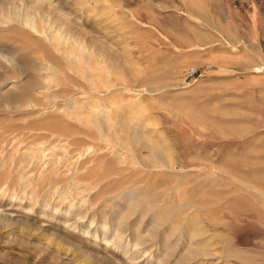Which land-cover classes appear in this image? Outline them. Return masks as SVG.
<instances>
[{
    "label": "rangeland",
    "instance_id": "rangeland-1",
    "mask_svg": "<svg viewBox=\"0 0 264 264\" xmlns=\"http://www.w3.org/2000/svg\"><path fill=\"white\" fill-rule=\"evenodd\" d=\"M29 1L0 0V264H127L103 226L154 264H264V0H42L39 32Z\"/></svg>",
    "mask_w": 264,
    "mask_h": 264
},
{
    "label": "bare ground",
    "instance_id": "bare-ground-1",
    "mask_svg": "<svg viewBox=\"0 0 264 264\" xmlns=\"http://www.w3.org/2000/svg\"><path fill=\"white\" fill-rule=\"evenodd\" d=\"M12 1V0H11ZM53 1V0H52ZM80 1V0H79ZM15 2V1H14ZM81 2V1H80ZM28 3V5H26V4H23V5H21V6H16V4H14L13 3V5L11 6V8H10V13H11V15L9 16L10 18L9 19H13V20H15V21H21V23L22 22H24L26 25L28 24V25H30V27H31V29H33V30H35V31H37V32H39V31H41V30H39V28H38V26H37V23L34 21V20H32L33 19V17H31L32 15H31V13H30V7L29 6H34V7H36L37 9H42V5H43V1L42 0H30L29 2H27ZM70 3V2H69ZM53 5V4H52ZM51 5V6H52ZM63 5V4H62ZM50 7V6H49ZM32 9V8H31ZM43 10V9H42ZM52 9L51 8H48L47 7V9H46V11H47V13L49 12H52L51 11ZM71 10V9H70ZM32 12V11H31ZM42 12V11H41ZM44 12V11H43ZM8 13V12H7ZM6 14V13H5ZM47 15V14H46ZM55 15H56V17L59 19V20H62L63 22H64V24H68V21L69 20H67L65 17H63V15H59V14H56L55 13ZM36 18V17H35ZM14 21V22H15ZM71 21V20H70ZM40 24V23H39ZM42 24V23H41ZM45 25H46V23H45ZM44 25V26H45ZM5 26V25H4ZM46 27V26H45ZM58 27V26H57ZM79 27V26H78ZM24 28V27H23ZM41 28V27H40ZM66 28H67V26H66ZM70 28V27H69ZM63 29L64 28H60L59 30H60V32H62L63 31ZM47 30V29H46ZM71 30V29H70ZM45 31V30H44ZM57 32H58V30H57ZM77 33V32H76ZM45 34V33H44ZM50 34V33H49ZM70 34V33H69ZM73 35V34H72ZM93 40V39H92ZM48 41V40H47ZM54 41V40H53ZM59 42V41H58ZM57 42V43H58ZM96 43V42H95ZM100 44V43H99ZM53 45V44H52ZM70 45V44H69ZM54 46V45H53ZM56 46V45H55ZM71 47V46H70ZM43 52V51H42ZM68 53V52H67ZM71 54H72V52H70ZM78 54V53H77ZM8 56V55H7ZM54 56V55H53ZM6 57V56H5ZM62 57V56H61ZM9 58H11V56L9 57ZM9 58H8V60H9ZM12 59V58H11ZM10 59V60H11ZM13 59H14V56H13ZM12 59V60H13ZM65 59H66V56H65ZM83 59V58H82ZM2 60V59H1ZM0 60V61H1ZM4 60V59H3ZM11 60V61H12ZM72 60V59H71ZM15 61V60H14ZM65 61V60H64ZM70 61V60H69ZM9 62V61H8ZM73 62V61H72ZM2 63V62H1ZM78 64V63H77ZM84 65V64H83ZM78 66V65H77ZM88 66H89V64H88ZM189 69V68H188ZM187 69V70H188ZM186 70V72H185V78H186V76H187V71ZM21 72V71H20ZM48 74V73H47ZM49 75V74H48ZM11 77V76H10ZM7 78V77H6ZM89 79V78H88ZM92 79H93V77H92ZM96 81V80H95ZM12 82H14V81H12ZM93 82V81H92ZM11 83V82H10ZM38 83V82H37ZM36 83V84H37ZM49 84V83H48ZM40 85H42V84H40ZM92 85V84H91ZM7 86V85H6ZM15 86V85H14ZM16 86H17V84H16ZM42 86H44V85H42ZM75 86V85H74ZM9 87V86H8ZM12 87V86H11ZM45 87V86H44ZM41 88H43V87H41ZM76 88V87H75ZM3 89V88H2ZM10 89V88H9ZM8 89V90H9ZM45 91V90H44ZM79 93V92H78ZM80 94V93H79ZM100 94V93H99ZM11 95V94H10ZM45 95V94H44ZM77 95V94H76ZM26 96V95H25ZM34 97V96H33ZM46 97V96H45ZM104 97V96H103ZM69 99V98H68ZM67 99V100H68ZM16 100V99H15ZM20 100V99H19ZM75 101V100H74ZM77 102H79V101H77ZM74 103V102H73ZM69 104V103H68ZM76 105V104H75ZM88 105V104H87ZM93 105V104H92ZM13 107V106H12ZM15 108V107H14ZM100 111V110H99ZM25 112V111H24ZM67 113V112H66ZM113 115V114H112ZM108 116V115H107ZM90 117V116H89ZM97 118H99L98 116H97ZM96 117H94V119L92 120V122H93V125L95 124V126H96V123L97 122H99V120L97 119ZM101 119V118H100ZM102 120H105V119H102ZM108 120V119H107ZM127 120V119H126ZM108 122V121H107ZM119 122H121V121H119ZM38 123V122H37ZM92 124V123H91ZM107 125V124H106ZM117 124H115V126H116ZM101 126V125H100ZM91 127V126H90ZM120 127V129H122V130H126V128H127V125H126V123L125 122H121V125L119 126ZM131 127V126H130ZM133 127V126H132ZM92 128V127H91ZM94 128V127H93ZM87 129V128H86ZM90 130V129H89ZM97 130H98V133H99V137L101 138V139H103V140H105L104 142L105 143H107V145L109 146V144L110 145H112L111 143V140H113L114 141V139H113V137H112V133H113V129L111 128H108V127H103V126H101V127H97L96 126V132H97ZM128 131V130H127ZM134 132H136V131H134ZM138 133V132H137ZM31 134V133H30ZM96 134V133H95ZM123 135V134H122ZM134 135V134H133ZM148 135V134H147ZM34 137V136H33ZM88 137V136H87ZM147 138V137H146ZM98 139V138H97ZM91 140V139H90ZM107 140H110V142L109 141H107ZM127 142L129 143V140H130V143H133L134 145H140V146H143V147H148V148H150V149H153V154L155 155V156H157L158 158H160L163 162H165L166 161V157H164L163 156V149L161 148V146L160 147H155L152 143H149V142H146L145 140H143V138H142V136L141 135H134V136H132V137H129V138H127ZM117 141V140H116ZM10 142V141H9ZM70 142V141H69ZM83 142V141H82ZM118 142V141H117ZM151 142V141H150ZM38 143V142H37ZM119 143V142H118ZM115 144H117V143H115ZM34 145H36V143L34 144ZM41 145V144H40ZM122 145V144H121ZM62 147V146H61ZM94 147V146H93ZM124 149V148H123ZM54 150H55V148H54ZM165 150V149H164ZM41 151V150H40ZM110 152H112V151H110ZM126 152V151H125ZM58 154V153H57ZM16 155V154H15ZM117 155H119V154H117ZM133 155V154H132ZM11 156V155H10ZM144 156V155H143ZM166 156V155H165ZM113 157V156H112ZM117 157V156H116ZM22 158V157H21ZM58 158V157H57ZM119 158V157H118ZM121 158V157H120ZM145 158V157H144ZM23 159V158H22ZM42 157L40 156V155H36V154H33V153H26L25 154V156H24V160L25 161H31V162H35V163H40V161H42ZM164 159H165V161H164ZM142 160V159H141ZM144 160V159H143ZM51 161V160H50ZM166 162H168V163H170L169 161H166ZM117 163V162H116ZM147 163H149L150 165H152V166H154V165H156L157 163L156 162H154V164H152L151 163V161H147ZM132 165H133V163H132ZM145 165H147V164H145ZM144 165V166H145ZM149 165V166H150ZM158 166V165H157ZM168 166H169V164H168ZM18 167V166H17ZM67 169H74V168H72V165H71V167H67ZM76 169V168H75ZM75 169H74V171H75ZM166 170V169H165ZM48 171V170H47ZM67 171V170H66ZM132 171V170H131ZM49 172V171H48ZM21 173V172H20ZM44 173V172H43ZM41 174V173H40ZM91 174V173H90ZM99 175V174H98ZM126 175V174H125ZM119 176V175H118ZM138 176V175H137ZM7 177V176H6ZM15 177V176H14ZM46 177V176H45ZM94 178V177H93ZM109 178V177H108ZM19 179H21V178H19ZM63 179V178H62ZM46 181V180H45ZM52 181V180H51ZM108 181V180H107ZM5 182V181H4ZM19 182V181H18ZM21 182V181H20ZM35 182V181H34ZM47 182V181H46ZM69 182V181H68ZM78 182V181H77ZM81 182V181H80ZM106 182V181H105ZM12 183H13V181H12ZM40 183V182H39ZM45 183V182H44ZM71 183V182H70ZM23 184V183H22ZM22 184H21V186H22ZM50 184V183H49ZM76 184V183H75ZM129 184V183H128ZM90 187V186H89ZM138 187H140V186H138ZM55 188V187H54ZM56 189H58V188H56ZM87 190H89V189H87ZM31 191V190H30ZM56 191H58V190H56ZM112 191V190H111ZM25 192V191H24ZM40 192V191H39ZM51 192V191H50ZM71 192V191H70ZM128 192V191H127ZM48 193V192H47ZM58 193V192H57ZM86 193V192H85ZM91 193V192H90ZM29 194H31V193H29ZM35 194V193H34ZM46 194V193H45ZM76 194H78L77 192H76ZM93 194V193H92ZM96 194V193H95ZM141 194H143V193H141ZM146 194V193H145ZM38 195H40V194H38ZM58 195V194H57ZM131 195V194H130ZM71 196V195H70ZM106 196V195H105ZM117 196V195H116ZM77 197V196H76ZM89 197V196H88ZM103 197V196H102ZM132 197V196H131ZM145 197V196H144ZM18 198V197H17ZM51 198V197H50ZM53 198V197H52ZM41 199H42V197H41ZM63 199V198H62ZM66 199H67V197H66ZM68 200H70V199H68ZM87 200V199H86ZM190 200V199H189ZM85 201V200H84ZM128 201V200H127ZM217 201V200H216ZM66 202V201H65ZM82 202V201H81ZM148 202V201H147ZM190 202V201H189ZM57 203V202H56ZM82 203H84V202H82ZM97 203V202H96ZM126 203V202H125ZM201 203V202H200ZM85 204V203H84ZM98 204V203H97ZM108 204V203H107ZM128 204V203H127ZM216 204V203H215ZM81 205V204H80ZM86 205V204H85ZM183 205V204H182ZM56 206V205H55ZM70 206V205H69ZM68 206V207H69ZM151 206V205H150ZM164 206V205H163ZM184 206V205H183ZM148 207V206H147ZM162 207V206H161ZM131 208H132V206H131ZM163 208V207H162ZM170 208V207H169ZM129 209V208H128ZM134 209V208H133ZM182 209V208H181ZM186 209V208H185ZM188 209V208H187ZM92 210V209H91ZM146 210V212H147V209H145ZM182 210H184V208L182 209ZM191 210V209H190ZM74 211V210H73ZM188 211V210H187ZM134 212H135V209H134ZM43 213H44V211H43ZM75 213V212H74ZM143 213V212H142ZM141 213V214H142ZM160 213V212H159ZM30 214V213H29ZM140 214V215H141ZM13 216V215H12ZM12 216H10V215H7V214H5L4 212H0V220L2 221V222H4V223H8L9 221L10 222H13L14 221V223L16 222H20L19 220H15ZM78 216V215H77ZM82 216V215H81ZM80 216V217H81ZM85 216V215H84ZM143 216V215H142ZM157 216V215H156ZM155 216V217H156ZM182 216V215H181ZM195 216L196 215H194V218L193 219H195ZM67 217V216H66ZM76 217V216H75ZM192 217V216H191ZM69 218V217H68ZM68 218H63L64 219V222L65 223H67V228L68 229H81V228H79L78 227V223H71V224H68V222H69V219ZM19 219V218H18ZM112 220V219H111ZM118 220H119V218H118ZM39 221V220H38ZM116 221H117V219H116ZM21 222H23V221H21ZM26 223V222H25ZM153 223V222H152ZM18 224V223H17ZM26 224H28V223H26ZM109 225V224H108ZM159 225V224H158ZM6 226V225H5ZM202 226V225H201ZM205 226V225H204ZM20 227V226H19ZM106 226H103V230H102V232H103V235H104V239L106 240V242H107V246H113L115 249H118L119 251H121L122 253H123V257H125V258H127L128 259V262H127V264H154L153 263V260H152V257H146V256H148V255H144L143 254V256L144 257H146V258H142L141 260H139L140 259V257L139 256H137V255H139L140 253H141V250L139 249L140 247L139 246H141L142 244H140L139 243V241H137V239L134 237V233H133V236H131L130 237V240H128L129 242H131V243H133L134 242V245H135V248H131L130 246H131V244L129 243V242H127V243H125L124 242V240H127L129 237H128V234L125 232V231H123L121 228H120V226H118L116 229H115V234L113 235V237H107V236H105V235H107L109 232H108V230L105 228ZM135 227V226H134ZM48 228V227H47ZM206 228V227H205ZM22 230V229H21ZM67 230V229H66ZM28 231V230H27ZM26 231V232H27ZM202 231V230H201ZM210 231V230H209ZM219 231V230H218ZM21 232V231H20ZM24 232V231H23ZM81 232V231H80ZM86 232H88V231H86ZM97 232V234H96V236H98V231H96ZM128 232V231H127ZM206 232V231H205ZM63 233V232H62ZM72 233V232H71ZM127 235H126V234ZM190 233V232H189ZM135 234H137L136 232H135ZM63 235V234H62ZM196 235H197V233H196ZM199 235V234H198ZM137 237V236H136ZM54 238V237H53ZM68 238V237H67ZM198 238H199V236H198ZM30 239V238H29ZM143 239V238H142ZM57 240H58V238H57ZM64 240V239H63ZM199 240V239H198ZM187 241H189V240H187ZM53 242V241H52ZM63 242V241H62ZM62 242H60V244L59 245H61V246H63V247H66L68 244H74V243H72L71 241L70 242H67L68 244L66 245L65 243H62ZM149 242V241H148ZM209 243V242H208ZM76 244V243H75ZM188 244V243H187ZM195 244V243H194ZM66 245V246H65ZM133 245V246H134ZM75 246V245H74ZM188 246V245H187ZM139 247V248H138ZM168 248V247H167ZM132 249H133V251H132ZM213 249H215V248H213ZM166 250V249H165ZM69 251V250H68ZM80 251V250H79ZM146 251V250H145ZM187 251V250H186ZM194 251V250H193ZM114 252H116V251H114ZM149 252V251H148ZM187 252H189V251H187ZM216 252V251H215ZM146 254V253H145ZM166 254V253H165ZM216 254V253H215ZM99 255V254H98ZM153 255V254H152ZM162 255V254H161ZM170 255V254H169ZM72 256V255H71ZM171 256V255H170ZM197 256V255H196ZM203 256V255H202ZM201 256V257H202ZM107 257V256H106ZM192 257V256H191ZM205 257V256H204ZM208 258V257H207ZM194 259V258H193ZM220 259V258H219ZM156 260V259H155ZM211 260V259H210ZM218 260V259H217ZM203 261V260H202ZM201 261V262H202ZM156 262H158L157 264H160V263H162L160 260L158 261H156ZM170 262V261H169ZM168 262V263H169ZM199 262V261H198ZM211 262V261H210ZM214 262V261H213ZM208 263V262H207ZM217 263V262H216ZM174 264V263H173Z\"/></svg>",
    "mask_w": 264,
    "mask_h": 264
},
{
    "label": "built area",
    "instance_id": "built-area-1",
    "mask_svg": "<svg viewBox=\"0 0 264 264\" xmlns=\"http://www.w3.org/2000/svg\"><path fill=\"white\" fill-rule=\"evenodd\" d=\"M187 76H192L196 73V68L195 67H190L188 70H187Z\"/></svg>",
    "mask_w": 264,
    "mask_h": 264
}]
</instances>
